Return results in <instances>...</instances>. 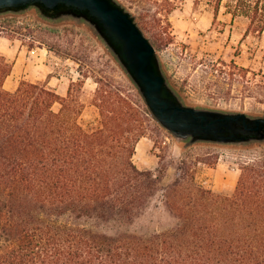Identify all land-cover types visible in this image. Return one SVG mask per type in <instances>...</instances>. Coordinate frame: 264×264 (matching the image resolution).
Listing matches in <instances>:
<instances>
[{
  "label": "trees",
  "instance_id": "trees-1",
  "mask_svg": "<svg viewBox=\"0 0 264 264\" xmlns=\"http://www.w3.org/2000/svg\"><path fill=\"white\" fill-rule=\"evenodd\" d=\"M210 1L213 20L223 3L246 34L264 30V0ZM10 71L0 54V264H264V165L240 167L231 193L164 184L161 167L132 162L145 106L98 86L84 128L72 84L65 96L24 80L10 91ZM141 218L153 229L130 230Z\"/></svg>",
  "mask_w": 264,
  "mask_h": 264
},
{
  "label": "rangeland",
  "instance_id": "rangeland-1",
  "mask_svg": "<svg viewBox=\"0 0 264 264\" xmlns=\"http://www.w3.org/2000/svg\"><path fill=\"white\" fill-rule=\"evenodd\" d=\"M115 1L133 16L154 47L166 81L182 103L264 116V30L246 34L248 20L232 17L223 3L213 20L210 0H174L171 12H166L164 0ZM0 54L11 65L3 84L6 90H14L24 80L65 96L72 84V100L83 104L77 121L84 128L97 124L98 109L91 102L98 86L145 106L115 57L81 20H50L35 7L1 13ZM59 107L53 105L56 111ZM146 126L132 162L141 170L161 167L164 184L177 177H193L204 188L231 193L240 167L264 165V141L188 143L175 139L152 115ZM231 166L238 173L235 180H231ZM223 180L227 186L220 187ZM152 229L145 218L130 226L136 232Z\"/></svg>",
  "mask_w": 264,
  "mask_h": 264
},
{
  "label": "water",
  "instance_id": "water-1",
  "mask_svg": "<svg viewBox=\"0 0 264 264\" xmlns=\"http://www.w3.org/2000/svg\"><path fill=\"white\" fill-rule=\"evenodd\" d=\"M28 7L50 20L70 17L90 25L136 86L152 117L175 139L226 145L264 141V116L182 103L167 83L154 47L115 0H0V14Z\"/></svg>",
  "mask_w": 264,
  "mask_h": 264
},
{
  "label": "crops",
  "instance_id": "crops-1",
  "mask_svg": "<svg viewBox=\"0 0 264 264\" xmlns=\"http://www.w3.org/2000/svg\"><path fill=\"white\" fill-rule=\"evenodd\" d=\"M229 170L231 171V180H235V179H237V176H238V173H237V171H236V168L234 167V166H231L230 168H229ZM224 186H227L226 185V183H225V181L223 180V182H221V184H220V187H224ZM217 187H219V186H217Z\"/></svg>",
  "mask_w": 264,
  "mask_h": 264
}]
</instances>
